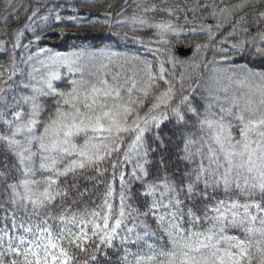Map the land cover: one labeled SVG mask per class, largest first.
<instances>
[{"label":"snow or ice","instance_id":"snow-or-ice-1","mask_svg":"<svg viewBox=\"0 0 264 264\" xmlns=\"http://www.w3.org/2000/svg\"><path fill=\"white\" fill-rule=\"evenodd\" d=\"M254 5L264 0L223 7L195 0L191 7L163 9L170 16L184 12L185 21L188 12L202 10L217 21L201 23L207 41L192 45L198 58L189 60L175 55L167 38L178 37L182 27L132 16L133 33L136 23L155 27L156 42L167 46L166 59L155 61L158 70L140 56L96 49L39 47L22 60L27 70L15 54L0 62V264L9 255L7 264H102L109 251L121 249L115 264H264V10L257 8L251 21L229 19ZM34 18L51 28L39 9L28 17ZM226 24L232 31L217 40ZM238 25L246 38L217 48L237 35ZM22 35L16 34L13 50ZM33 35L37 42L46 38L44 29L37 35L33 28ZM121 38L152 43L128 32ZM209 50L218 62L206 61ZM237 58L248 63L236 64ZM209 65L215 88L201 110L190 96ZM62 68L74 76L64 89L55 84ZM169 113L181 126L191 114L197 133L179 131L175 143L157 132L149 143L145 133L159 129ZM105 163L112 180L102 203L90 207L93 193L81 190V182L104 177ZM129 164L130 172H119L116 209V173ZM157 236L167 237V245L147 243Z\"/></svg>","mask_w":264,"mask_h":264},{"label":"trees","instance_id":"trees-1","mask_svg":"<svg viewBox=\"0 0 264 264\" xmlns=\"http://www.w3.org/2000/svg\"><path fill=\"white\" fill-rule=\"evenodd\" d=\"M195 0H0V62H6L8 57L15 54L17 60V66L25 68L27 66L22 63V60L26 59L28 55L34 54L38 51L39 47L50 48L54 52L69 53L74 49H88V50H106L114 53H119L126 56H140L141 58L147 59L149 61H154V70H158V64H155L157 60L166 59L164 55V49L166 45L157 43L158 37L155 36L157 29L155 27L149 28L148 26H142L139 23L135 24L136 32L131 31L132 22L131 17L137 16L146 19L150 25H154L162 20H172L177 27H182L183 32L179 34L178 37L169 34L167 37L175 45L174 54L179 56L181 60H189L190 58H198L195 56V48L192 47L195 43H204L207 41L206 31L201 30V23L215 25L216 20L207 16V12L197 11L195 14L188 12V20H184V12H176L173 15H169L163 9L169 7H175L179 4L181 7L185 3L189 7ZM208 3H213L214 5H219L223 7L224 5H236L240 3V0H207ZM155 5V9L145 12V8L152 9ZM264 10V5H254L253 8H246L242 11H237L232 17H229L230 21L239 20L241 16H245L246 19L251 21L254 18V12L256 9ZM39 9L40 17H48L46 21L47 24L51 25V28H45V22L34 18L35 23L28 19L32 12ZM211 10V9H209ZM51 13V15H49ZM63 17V22L55 21L54 17L56 14ZM195 15L196 19H193ZM207 17L203 21L199 17ZM7 19L5 24L4 20ZM69 17H75L76 19L70 20ZM26 25H32L30 28H26ZM38 26V27H37ZM244 25L237 26V35L234 38L228 39L223 44H217V48L225 47L230 48L232 43L236 40L245 39L246 36L239 32V28ZM260 27L264 29V24ZM33 28L36 29V34H40V29H44L46 33V38L42 41H35L33 35ZM195 28L197 31L192 33L189 29ZM60 29H64L65 34L61 36ZM232 31L231 24H226L224 28L219 31L216 36L217 40L226 37L227 34ZM20 32L23 33L19 43L21 47L13 50V45L17 43L16 34ZM128 32L129 37L137 35L142 37L146 42L151 40L150 45H142L139 43L132 42L131 40H124L121 37L123 33ZM119 33L120 35H117ZM32 41L30 47H25L29 45ZM191 46L193 48L192 54L187 57L180 56L177 51V46ZM149 48L161 49L160 52L149 51ZM206 61H219V56H214L211 50L207 51L205 54ZM115 60V58H114ZM106 62V61H105ZM117 64L120 61H115ZM236 64L248 63L247 59L237 58ZM171 71V65H165ZM214 65H209L207 69H201V77L199 78V84L193 81V87L197 90L191 94L190 99L192 100L193 106L199 107L203 110L207 99L209 97V91L215 88L213 82V72L212 67ZM254 65L249 64V67ZM257 70L259 68L257 67ZM180 69H176V75L179 76ZM74 76L70 74L66 68L61 69V80L56 81L55 84L58 88L64 89L67 87V81L73 79ZM179 87V84H177ZM189 95L188 92L184 93ZM179 102V95L177 96V103ZM46 106H50L53 101L51 99L47 100ZM179 131H184L186 133H197V128L195 127V119L188 115V125L181 126L177 124V121L171 113L168 114V119L164 120L159 129L155 127L152 131L145 133V137L149 143L152 142V138L158 132L159 135L164 138L167 142V138L171 137L172 141L175 143L179 142ZM176 132V135L173 133ZM153 147L156 145L153 144ZM182 146V145H181ZM122 158V156H121ZM181 168L184 167L183 164H177ZM104 167L108 168V172L105 173L104 177H99L96 181L81 182L82 189L87 187L93 193L91 200L94 201L90 204V207H95L103 201V194L105 191V185L108 181L112 180V169L109 163H105ZM132 165H125L117 170L115 189L117 192L116 199L112 201L114 208L118 209L119 197L118 193L120 190L119 185V172L126 171L130 172ZM94 175V173H92ZM139 185L133 187V191L138 189ZM131 227V224L128 225ZM229 234L239 233L235 230L230 231ZM118 243V242H117ZM148 244L166 246L167 237L160 239L159 236L153 237L147 241ZM132 252H136L137 248L132 247ZM123 255V250L119 252L109 251V261L111 264L119 259ZM13 257L11 255L4 257V264H7L9 260ZM132 259V257H129ZM109 261H102V264H109Z\"/></svg>","mask_w":264,"mask_h":264},{"label":"water","instance_id":"water-1","mask_svg":"<svg viewBox=\"0 0 264 264\" xmlns=\"http://www.w3.org/2000/svg\"><path fill=\"white\" fill-rule=\"evenodd\" d=\"M176 51L180 56L187 57L192 54L193 48L191 46L187 47L185 45H182V46H177Z\"/></svg>","mask_w":264,"mask_h":264}]
</instances>
